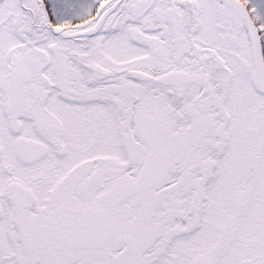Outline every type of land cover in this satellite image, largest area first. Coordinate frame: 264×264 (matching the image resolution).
<instances>
[{
	"label": "snow or ice",
	"instance_id": "1",
	"mask_svg": "<svg viewBox=\"0 0 264 264\" xmlns=\"http://www.w3.org/2000/svg\"><path fill=\"white\" fill-rule=\"evenodd\" d=\"M0 264H264V0H0Z\"/></svg>",
	"mask_w": 264,
	"mask_h": 264
}]
</instances>
